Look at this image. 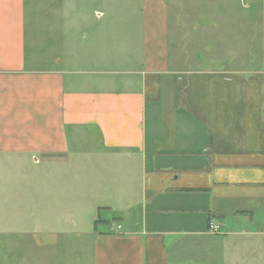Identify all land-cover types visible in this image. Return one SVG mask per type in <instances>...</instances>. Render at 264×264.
<instances>
[{
	"label": "crops",
	"instance_id": "0c3cea01",
	"mask_svg": "<svg viewBox=\"0 0 264 264\" xmlns=\"http://www.w3.org/2000/svg\"><path fill=\"white\" fill-rule=\"evenodd\" d=\"M68 2L29 21L0 0V157L43 164L47 217L113 216L91 264H264V87L230 80L264 74V0H141L124 23ZM257 11L258 58L233 41Z\"/></svg>",
	"mask_w": 264,
	"mask_h": 264
},
{
	"label": "rangeland",
	"instance_id": "374dc122",
	"mask_svg": "<svg viewBox=\"0 0 264 264\" xmlns=\"http://www.w3.org/2000/svg\"><path fill=\"white\" fill-rule=\"evenodd\" d=\"M66 1H69L68 6H75L81 10L79 15L71 13V21L88 16L84 14V11L87 13L88 10V12L105 13L103 20L107 17L118 23L137 22L141 6V0ZM62 2L63 0H28L29 21L37 18V15L38 18L35 20L44 21L45 8L61 5ZM239 15L241 19L246 17L245 13ZM200 17L213 18L214 22L217 19L222 27L221 24L227 15L222 10L216 9L214 12L203 13ZM256 19L257 27L252 24L242 30L244 35H251L248 40L245 38L246 35L244 37L241 33V41L237 37L233 38V41L240 43L243 41L244 44L248 41L251 55L253 57L257 55L258 58V11ZM220 32L222 33L223 29ZM234 33L237 31L234 30ZM185 80L189 81L183 78L182 83ZM213 80L212 83L215 85H221L223 81L220 78ZM230 80L247 87H264V74L246 73ZM260 128L264 132V126L261 125ZM215 131L218 132L217 129ZM42 166L43 164L37 166L29 157H0V264H91L92 251L87 232L94 228L103 230L108 224H115V220L109 212L100 211L102 214L95 215V219L101 216L108 222H94L93 217L88 215L91 209L87 206L80 207L83 213L88 210L86 216L76 217L73 213H69L66 216L54 215L53 219L47 217L44 211L50 206L47 205L46 179L41 174Z\"/></svg>",
	"mask_w": 264,
	"mask_h": 264
},
{
	"label": "built area",
	"instance_id": "2783aa9c",
	"mask_svg": "<svg viewBox=\"0 0 264 264\" xmlns=\"http://www.w3.org/2000/svg\"><path fill=\"white\" fill-rule=\"evenodd\" d=\"M209 226L211 229H213L214 231H217L219 229V226L216 224H213L212 222L209 223Z\"/></svg>",
	"mask_w": 264,
	"mask_h": 264
}]
</instances>
